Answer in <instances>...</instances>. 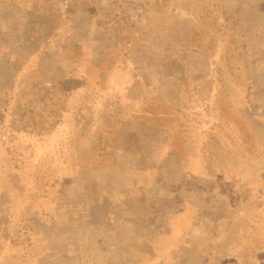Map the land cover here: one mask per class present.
<instances>
[{
  "label": "rangeland",
  "instance_id": "obj_1",
  "mask_svg": "<svg viewBox=\"0 0 264 264\" xmlns=\"http://www.w3.org/2000/svg\"><path fill=\"white\" fill-rule=\"evenodd\" d=\"M0 264H264V0H0Z\"/></svg>",
  "mask_w": 264,
  "mask_h": 264
}]
</instances>
